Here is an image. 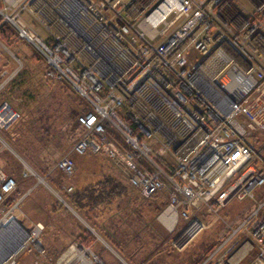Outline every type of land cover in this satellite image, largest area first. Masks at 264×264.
<instances>
[{"label": "built area", "instance_id": "2783aa9c", "mask_svg": "<svg viewBox=\"0 0 264 264\" xmlns=\"http://www.w3.org/2000/svg\"><path fill=\"white\" fill-rule=\"evenodd\" d=\"M229 1L0 0V22L82 105L69 150L43 175L20 158V176L43 183L55 170L69 178L72 155H100L141 197L166 191L158 219L179 230L178 247L206 227L198 209L218 216L231 198L255 200L197 264H264V0L242 7L237 27L221 19ZM23 11L36 15L48 38ZM11 77L0 70V130L19 117L1 98ZM16 188L0 166V264L42 251L44 225L23 227L12 214L19 200L6 205Z\"/></svg>", "mask_w": 264, "mask_h": 264}, {"label": "rangeland", "instance_id": "374dc122", "mask_svg": "<svg viewBox=\"0 0 264 264\" xmlns=\"http://www.w3.org/2000/svg\"><path fill=\"white\" fill-rule=\"evenodd\" d=\"M32 18L28 23L45 38L46 29ZM14 47L5 49L0 46V69L5 68L8 74H12L1 98L8 100L19 112L18 119L10 127L0 130V166L9 174L11 171L16 180V191L11 194L14 203L19 200L12 211L16 220L23 227L36 221L44 225L42 251L25 253L18 264H83L82 259L90 260L89 264H195L209 246L228 233L229 226L235 225L250 209L255 208V200L231 198L218 212L224 222L218 216L207 213L205 208L198 209L195 215L206 227L178 247L174 242L179 230L167 229L158 219L167 204L166 191L162 190L152 198L141 197L124 179L108 171L106 160L100 155L85 154L82 158L88 160L80 161L73 158L76 171L69 178L52 170L48 177H44L48 185L37 183L32 178H22L20 158L43 175L69 150L79 133L76 117L82 105L65 84L46 77L44 63L33 50L19 41L17 48L22 55L18 56L19 51ZM165 160L174 164L169 156H165ZM91 162L95 165H90ZM98 165L100 168L105 165L106 174L113 176L124 187V193L117 197L110 209L112 217L109 219L117 223L113 226L117 236L122 237L117 241L122 250L118 252V262L106 252L100 256L95 254V246L90 249L74 242L79 232L76 228L85 220L67 203V208L63 205L66 209L55 205L59 198L50 182L52 179L60 186L71 185L76 189L97 179L100 173ZM28 188H32L31 191ZM254 194L257 199L261 198L260 190H254ZM98 220L101 223V219ZM70 229L74 230V234H70ZM93 229L97 235L99 229ZM56 231L60 232L54 236ZM103 243L114 252L108 242Z\"/></svg>", "mask_w": 264, "mask_h": 264}, {"label": "trees", "instance_id": "16d2710c", "mask_svg": "<svg viewBox=\"0 0 264 264\" xmlns=\"http://www.w3.org/2000/svg\"><path fill=\"white\" fill-rule=\"evenodd\" d=\"M14 39V30L8 24L0 22V42L5 46L10 47ZM34 53L40 58L35 51ZM40 60L42 59L40 58ZM157 161L165 167L163 160L158 159ZM9 172L10 174L8 172L7 173L11 175V171ZM50 182L56 190L61 192L65 202L78 212L86 222L92 224L93 227L99 228L100 223L98 219H101V224L104 223V221L106 224L114 222L113 220H109L112 217V215H110L112 214L110 209L117 197L124 193V187L121 186V183L113 178V176L104 173L94 181L86 184L83 183V186L78 185L79 187L76 189L72 188L70 192H66L64 189H61L60 184L54 182L52 179H50ZM11 196L12 195H10L5 201L8 206L13 203V198ZM55 205L61 209H66L58 200L55 202ZM54 210L56 209L54 208ZM78 227L77 229L79 232L77 233L74 242L82 245L83 247H90L96 240L95 236L83 224L78 225ZM107 227L109 228V225H107ZM109 243L114 246L119 253L122 251L120 246H118L119 244L117 241L113 242L109 240ZM211 248L212 245L205 250L204 254L208 253ZM127 260L132 261L128 257ZM199 261L200 259L197 260L195 264Z\"/></svg>", "mask_w": 264, "mask_h": 264}, {"label": "crops", "instance_id": "0c3cea01", "mask_svg": "<svg viewBox=\"0 0 264 264\" xmlns=\"http://www.w3.org/2000/svg\"><path fill=\"white\" fill-rule=\"evenodd\" d=\"M257 3L256 0H230L228 5H225L223 7V11H222V14H221V19L222 21H224L226 24L228 25H231V26H238L241 18L244 16V12L242 11V7H246L247 9H251L255 4ZM22 17L24 18V20L28 23L29 19L31 20L32 19H37L36 15L32 14V13H29L28 11H23L22 12ZM39 22V21H38ZM40 23V22H39ZM43 27V26H42ZM46 33L45 34V38H48L49 37V32L47 30H45ZM19 41L15 40V43L11 44L10 47H14L15 50L19 51L17 53V55H22L21 52H20V48H17L18 46V43ZM23 43V42H22ZM25 44V43H23ZM26 45V44H25ZM262 45H264V43H262ZM2 48H7V46L5 45H0ZM27 47H29L31 50H33L30 46L26 45ZM34 51V50H33ZM16 56V55H14ZM45 66V64H44ZM1 69H5V68H1ZM0 69V70H1ZM91 155V154H89ZM72 158H74L76 161H80V160H84V159H87V158H82V156H79V155H72ZM88 160V159H87ZM106 160V159H105ZM108 167H109V172L110 173H113L114 174V170L110 168L108 162L106 161ZM89 164V163H87ZM90 165H95L93 162L90 163ZM100 173H98V177L99 178L101 176V174H104L106 173V167L105 165H103L101 168L100 166L98 165L97 166ZM111 169V170H110ZM116 176V175H115ZM81 224H83L85 227L86 226H89L85 221L81 222ZM113 224H117L116 222H113V223H110L108 224L109 225V228L107 227V224L105 223H100L99 224V230H98V234L100 236L101 239H96L92 245L88 248L92 249L93 246H95V249L97 250H93L95 252V254H98L99 256L101 254L104 255V253L106 252L107 254H109L114 260H116V262H118V257H119V253L118 251L114 248V246H112L110 243H109V240L115 242V241H120L122 237H119L117 236L118 233L115 231L116 228H114ZM114 228V229H113ZM61 230H63L64 228H60ZM77 229V228H76ZM60 232V231H58ZM58 232L56 231L55 232V235L56 236L58 234ZM97 232V231H96ZM73 233L74 234V230L73 229H70V234ZM103 242H108L109 245L113 248L114 252L109 250L108 247L106 245H104ZM104 245V246H103ZM97 251V252H96ZM253 251L248 255V258H252L253 257Z\"/></svg>", "mask_w": 264, "mask_h": 264}, {"label": "bare ground", "instance_id": "6f19581e", "mask_svg": "<svg viewBox=\"0 0 264 264\" xmlns=\"http://www.w3.org/2000/svg\"><path fill=\"white\" fill-rule=\"evenodd\" d=\"M8 224H10L12 227H13V225L12 224H14V223H11V222H9ZM7 225H5V227H6ZM3 228V227H2ZM14 228V227H13ZM0 231H2V230H0ZM2 233L0 232V235H1ZM16 243H17V241H16ZM1 249V248H0ZM2 254H3V249L2 250H0V257L2 256ZM84 254V253H83ZM86 256V255H85ZM83 257V256H82ZM90 261V260H89ZM89 261H87V260H85V259H82V263L83 264H89L90 262Z\"/></svg>", "mask_w": 264, "mask_h": 264}]
</instances>
